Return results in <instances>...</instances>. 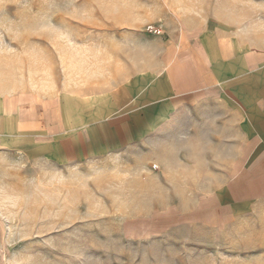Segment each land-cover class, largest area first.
I'll return each instance as SVG.
<instances>
[{"label":"rangeland","instance_id":"374dc122","mask_svg":"<svg viewBox=\"0 0 264 264\" xmlns=\"http://www.w3.org/2000/svg\"><path fill=\"white\" fill-rule=\"evenodd\" d=\"M200 1L0 0V93L86 84L93 61L136 57L150 25ZM188 122L167 116L148 142L83 162L0 158V264H264V206L182 213L200 198Z\"/></svg>","mask_w":264,"mask_h":264},{"label":"crops","instance_id":"0c3cea01","mask_svg":"<svg viewBox=\"0 0 264 264\" xmlns=\"http://www.w3.org/2000/svg\"><path fill=\"white\" fill-rule=\"evenodd\" d=\"M244 2L180 8L150 25L160 31L152 48L93 61L86 84L0 93V158L88 161L136 148L167 116L187 115L196 180L187 186L200 198L182 213L264 206V29L260 2Z\"/></svg>","mask_w":264,"mask_h":264},{"label":"built area","instance_id":"2783aa9c","mask_svg":"<svg viewBox=\"0 0 264 264\" xmlns=\"http://www.w3.org/2000/svg\"><path fill=\"white\" fill-rule=\"evenodd\" d=\"M151 29V27H149ZM155 33H159L160 31L159 30H153Z\"/></svg>","mask_w":264,"mask_h":264}]
</instances>
